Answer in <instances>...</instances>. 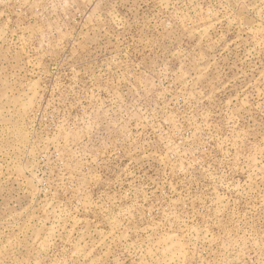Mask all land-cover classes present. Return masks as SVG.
I'll list each match as a JSON object with an SVG mask.
<instances>
[{"label":"rangeland","instance_id":"374dc122","mask_svg":"<svg viewBox=\"0 0 264 264\" xmlns=\"http://www.w3.org/2000/svg\"><path fill=\"white\" fill-rule=\"evenodd\" d=\"M0 264H264V0H0Z\"/></svg>","mask_w":264,"mask_h":264}]
</instances>
